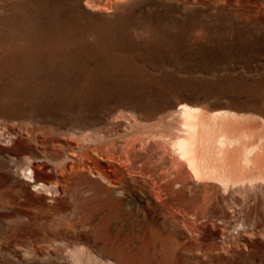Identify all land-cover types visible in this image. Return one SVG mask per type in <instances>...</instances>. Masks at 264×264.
<instances>
[{"label": "rangeland", "instance_id": "obj_1", "mask_svg": "<svg viewBox=\"0 0 264 264\" xmlns=\"http://www.w3.org/2000/svg\"><path fill=\"white\" fill-rule=\"evenodd\" d=\"M183 103L264 118V0H0V264H264V183L190 180L156 209L147 183L123 194L86 168L85 146L111 163L110 142L171 135Z\"/></svg>", "mask_w": 264, "mask_h": 264}, {"label": "bare ground", "instance_id": "obj_2", "mask_svg": "<svg viewBox=\"0 0 264 264\" xmlns=\"http://www.w3.org/2000/svg\"><path fill=\"white\" fill-rule=\"evenodd\" d=\"M109 99L114 100L115 106L123 104L120 98ZM91 115L93 119L95 114L92 112ZM127 116L121 114L115 121V128L118 129L120 121L124 120L132 125L130 119H134L139 125V119L129 114ZM95 123L93 122L89 127H93ZM167 129L164 126L161 134L147 132V136L137 135L121 140L117 144L110 142L113 145L110 150H106L108 154L106 158L111 160V163H103V158L95 156L97 153L103 155L102 150L97 146H85L82 154L88 158L86 168L91 174L106 181L113 190L123 191V194L136 190L142 192L144 183H147L154 192L156 209L168 207V204L175 200L173 195L181 194L190 180L204 187L218 185L224 191L235 187H254L257 183H264L263 117L230 110L209 112L200 106L183 103L178 107L174 132L167 135ZM102 133L104 135V131ZM111 137L108 135V138ZM105 138L107 137L100 141L107 143ZM156 141H161L163 144L157 143L158 150L150 152L154 145H151V142ZM168 142L174 159L166 156ZM141 144H144V151L139 153L137 149ZM74 149L78 151L80 146L75 144ZM115 153H118L117 158L114 157ZM143 157L146 159L142 160ZM25 159L23 169L25 181L32 184L33 191H44L52 196L58 183L49 186L40 182L39 170L42 166L34 162L31 157ZM140 161L142 165H139ZM55 170L56 173L58 172L57 180H61L64 174L76 170V167L75 163H71ZM128 177L134 181V184L128 181ZM137 183H142V187H137ZM167 209L173 217H176L181 229L180 216L185 213L182 205L179 204L177 209ZM75 252L79 261L84 263L90 261L91 256L88 251L81 248Z\"/></svg>", "mask_w": 264, "mask_h": 264}]
</instances>
